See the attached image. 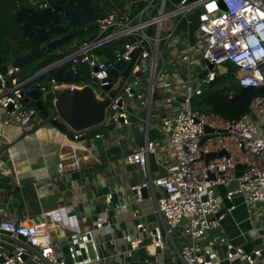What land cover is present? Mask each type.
<instances>
[{"label": "built area", "instance_id": "1", "mask_svg": "<svg viewBox=\"0 0 264 264\" xmlns=\"http://www.w3.org/2000/svg\"><path fill=\"white\" fill-rule=\"evenodd\" d=\"M165 1L161 0L156 13L145 20L124 19L116 12L99 18V35H105L75 49L58 64L69 62L73 72L79 65H87L90 79L95 80L102 90L112 83L108 68L118 59L130 60L133 53L139 51L131 72H148L150 98H143L139 91L140 84L134 79L123 84L108 106L114 111L111 116L113 122L126 125L129 116L125 99L137 98L142 104H149L156 81H162L163 89L169 92L165 98L167 103L176 100L171 83L163 81L162 65L157 62L162 23L172 16L198 8V41L195 46H186L181 51V58L185 62H193L192 54L195 53L196 57L204 60L203 68L208 70L202 77L191 76L183 82L182 100L160 121V132L166 145L173 151L174 164L168 167L166 175L149 177L142 184L130 186L129 191L136 201L142 199L144 188L155 186L163 191L155 205V211L163 219L162 228L149 231L150 241L143 245L149 254L158 257L155 264H166L163 252L168 249L172 251L171 264H259L264 240L262 247L245 252L241 245L222 234V220L234 208L233 196L240 194L248 205L253 233L258 238L264 236V225L255 226L263 215L260 207H264V136L260 129L264 125V94L254 96L248 112L236 119H226L216 113L193 108L191 100L202 93V85L214 80L217 73L215 68L225 63L233 66L240 86L264 87V0H180L169 12L164 10ZM149 26L155 29L153 36L147 33ZM171 34L169 31L166 36ZM122 37L127 40L121 48L114 50L113 61L100 59L92 52L103 42ZM209 63L213 65L212 68H208ZM17 70V67L9 66L6 72L0 71V107L3 109L0 123L18 126L27 135L43 122V118L34 104L24 101L23 84L26 81L16 79L14 73ZM65 84L51 79L49 86L39 87L41 98L48 99L51 86ZM206 127L211 131H205ZM80 136L81 132H73L74 139ZM221 150L225 151L224 155L205 158L206 154ZM155 151L156 144L146 141L127 155V160L144 167L148 164L149 155ZM238 164L244 165L239 176L236 175ZM58 170L62 168L58 167ZM234 180L238 182V188L225 194L231 204L219 213L220 206L211 187ZM111 197L112 193H108V200ZM127 205L126 202H119L117 207L125 209ZM134 212L138 217V211ZM44 218L41 214L39 221L25 224L15 223L5 215L1 217L0 230L9 235L4 242L11 245L13 250L0 253V258L3 257L0 264H22L24 253L34 257L29 252L30 248L37 249L52 264H65L68 259L71 264H115L100 254L96 239L97 229L104 224L109 225L108 222L97 221L91 228L71 232L67 255L59 259L56 243L49 235ZM216 230H221V233L214 234ZM175 231L176 237L173 235ZM144 238L146 227L142 221L127 228L122 235V240L131 250L138 248ZM119 254H124V251H118L115 256Z\"/></svg>", "mask_w": 264, "mask_h": 264}, {"label": "crops", "instance_id": "2", "mask_svg": "<svg viewBox=\"0 0 264 264\" xmlns=\"http://www.w3.org/2000/svg\"><path fill=\"white\" fill-rule=\"evenodd\" d=\"M166 1L164 10L169 12L180 0ZM160 2L147 0L135 16H129V7L125 9L126 14L120 15L132 21H138V18L145 20L156 13ZM198 12V8L192 9L183 15L165 19L168 22L166 26L165 20L162 23L157 62L162 65L163 81L171 83L176 96L174 102L165 101L169 92L163 89L162 81H156L149 104H142L137 98L125 99L128 124H118L106 135L85 139L69 137L60 128L46 122L43 116V122L27 135L18 126L0 123V219L5 215L15 223L31 224L39 221L41 214L44 215L49 235L56 243L59 259L67 255L71 232L91 228L97 221L108 222L109 225L104 224L96 231L98 248L103 257L115 264H155L157 256L149 254L143 245L134 250L129 249L122 235L127 228L142 221L146 227L144 242L150 241L149 231L162 228L163 219L155 211L156 200L162 193L147 188L143 190L142 199L136 201L129 187L142 184L149 177L152 179L166 175L168 167L174 164L173 151L166 145L160 132V121L161 117L176 109L182 100L183 82L191 76H198L204 67L197 70V63L201 65L202 58L196 57L195 53L192 54L193 62H185L181 58V51L186 46H195L198 41ZM169 31L172 32L171 36H166ZM154 33L152 27L150 35ZM120 44L116 49L121 48ZM70 50L71 53L74 51ZM61 64L63 62L55 67ZM130 75L127 81L137 79L143 98H150L148 72L138 75L131 72ZM81 84L84 83L77 85ZM34 89L40 91L38 83L23 86L25 96ZM28 98V103L33 104L30 96ZM50 98L48 95V101L51 102ZM1 112L3 109L0 107ZM260 129L264 136V125ZM146 141L156 144V151L149 155L148 164L143 167L128 162L127 155ZM58 167L62 170L59 171ZM108 193H112L109 200ZM119 202L128 205L120 209L117 207ZM232 203L234 208L222 220V234L241 246L248 242L254 246L261 245L264 236L262 241L257 240L260 238L253 233L249 208L243 196L235 194ZM260 208L263 215L255 222L256 227L264 225V207ZM135 210L138 211V217L134 215ZM219 233L221 230L214 232ZM8 239V234L0 232V243ZM118 251H124V254L115 256ZM1 252L4 249L0 247ZM163 257H168L171 264L172 251L165 250Z\"/></svg>", "mask_w": 264, "mask_h": 264}, {"label": "trees", "instance_id": "3", "mask_svg": "<svg viewBox=\"0 0 264 264\" xmlns=\"http://www.w3.org/2000/svg\"><path fill=\"white\" fill-rule=\"evenodd\" d=\"M146 3L147 0H0V71L15 66L18 70L14 76L19 82L25 81L66 57L70 49L102 38L105 34L99 35V18L116 9L121 13L125 7H129V16L133 17ZM126 40L118 38L102 43L92 52L100 59L113 61L114 50ZM69 66V62H63L23 86L31 83L48 86L51 79L66 84L88 83L87 65H79L75 72ZM233 72V66H228L225 73L217 72L214 80L204 85L202 93L192 98V107L226 119H236L248 112L251 99L264 94V87H242ZM46 103L51 104L48 99Z\"/></svg>", "mask_w": 264, "mask_h": 264}, {"label": "water", "instance_id": "4", "mask_svg": "<svg viewBox=\"0 0 264 264\" xmlns=\"http://www.w3.org/2000/svg\"><path fill=\"white\" fill-rule=\"evenodd\" d=\"M151 28L152 26L148 27V34H150ZM138 54L139 51L134 52L131 59L128 61L118 59L108 68V77L112 83L103 87L101 93H97L92 85L88 83L81 85L65 84L60 87L51 86L48 95H51L52 99L49 106L47 105L46 100L41 98L38 89H34L28 94V96H30L32 103L35 105L39 113L45 118V121L60 128L61 131L66 133L69 137H73V132H81V136L79 137L81 139L94 137L96 135H106L109 130L116 127V123H114L111 118L114 111L108 107L109 103L129 78ZM58 62L59 61L48 65L46 68L38 71L25 81L28 82L45 70L55 67ZM212 67L213 65L209 63L208 68ZM216 69L219 74L228 71V67L225 65H219ZM207 70V68H203L199 72L198 77L204 76ZM134 73L137 75L140 74L137 70L134 71ZM28 96H25V102L29 101ZM205 131H211V129L206 127ZM204 139L205 136L202 137L201 142ZM224 154L225 151L221 150L217 153H208L205 155V158L208 159L213 156H222ZM243 167L244 165H237V176L241 175ZM237 188L238 182L236 180L227 184L211 187L220 206L219 213L223 212L225 208L231 204V202L225 197L227 191L235 190ZM146 189L147 188H144V190ZM152 189L155 192L160 191L163 195L161 188L154 186ZM0 232L8 234L4 230H0ZM146 242L148 241H143L140 245H144ZM0 247L3 248L4 251L13 250L12 246L4 241H1ZM258 247H262V245L254 246L251 242L242 244V248L245 252H249L251 249H256ZM29 252L32 253L34 257H31L28 253H24L22 256V264H49L35 249L30 248ZM90 253L93 256V252L91 251ZM261 259L262 261L259 264H264V250L261 251ZM0 261H3V257L0 258ZM65 264H71V260H66Z\"/></svg>", "mask_w": 264, "mask_h": 264}, {"label": "rangeland", "instance_id": "5", "mask_svg": "<svg viewBox=\"0 0 264 264\" xmlns=\"http://www.w3.org/2000/svg\"><path fill=\"white\" fill-rule=\"evenodd\" d=\"M125 9L127 10L128 8L125 7ZM125 9H124V11L121 12V14H126V13H125ZM194 9H196V8H194ZM115 12L118 13V14H120V13H119V10H117V9L115 10ZM167 23H168V22H166V20H165V21H164L165 26L167 25ZM197 56H198V53H197ZM201 62H202L201 65H200V62L197 63V70H198V71H200V70L202 69V66H203L204 63H205L204 60H202ZM225 66L232 67V65L229 64V63H225ZM215 70L217 71L216 68H215ZM129 78H131V75L129 76ZM87 82H88V84L92 85V87L95 89V91H96L97 93H101V88L99 87L98 83H97L95 80L89 78ZM47 85L49 86V82H48ZM203 87H204V85H202V88H203ZM176 232H177V231H175V233L173 234L174 236L176 235ZM175 237H176V236H175ZM175 237H174V238H175ZM257 240H261V241H262L261 238H260V239H257ZM165 263H166V264H170V262H169V258H168V257L165 258ZM225 264H228V263H225Z\"/></svg>", "mask_w": 264, "mask_h": 264}]
</instances>
